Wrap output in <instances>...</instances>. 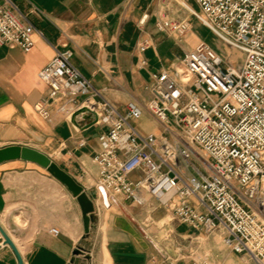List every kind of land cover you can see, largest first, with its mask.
Instances as JSON below:
<instances>
[{
  "label": "crops",
  "instance_id": "crops-1",
  "mask_svg": "<svg viewBox=\"0 0 264 264\" xmlns=\"http://www.w3.org/2000/svg\"><path fill=\"white\" fill-rule=\"evenodd\" d=\"M11 1L42 34L34 33L30 51L0 45V148L22 145L46 153L77 178L97 209L86 234L77 198L45 167L21 158L0 163V223L24 263L192 264L204 259L210 264H256L228 247L223 231L207 234L188 226L152 196L147 195L144 206L123 196L106 205L96 186L94 156L108 126L86 128L90 121L83 116L77 126L55 110L50 121L35 107L49 91L39 72L57 50L68 48L73 63L120 110L130 103L142 107L136 121L142 134L171 138L146 108L154 74L168 70L174 75L184 54L201 41H191L190 33L160 31L157 23L168 18L190 21L194 15L188 8L197 11L190 0ZM141 45L147 48L141 50ZM52 228L59 234L51 233ZM3 237L0 232V264H19Z\"/></svg>",
  "mask_w": 264,
  "mask_h": 264
},
{
  "label": "built area",
  "instance_id": "built-area-1",
  "mask_svg": "<svg viewBox=\"0 0 264 264\" xmlns=\"http://www.w3.org/2000/svg\"><path fill=\"white\" fill-rule=\"evenodd\" d=\"M195 2L200 12L189 11L242 59H225L200 42L174 75L154 74L146 108L171 138L142 134L136 126L142 107L130 103L120 110L73 63L68 48L57 50L39 72L49 91L35 107L52 121L54 110L72 119L87 106L97 113V124L108 126L94 156L106 205L123 196L144 206L152 196L180 222L207 234L223 231L228 247L264 264V0ZM7 4L0 3V45L30 51L40 31L19 6ZM157 27L185 35L191 23L168 18ZM198 151L210 173L192 160ZM50 232L59 234L57 228Z\"/></svg>",
  "mask_w": 264,
  "mask_h": 264
},
{
  "label": "water",
  "instance_id": "water-1",
  "mask_svg": "<svg viewBox=\"0 0 264 264\" xmlns=\"http://www.w3.org/2000/svg\"><path fill=\"white\" fill-rule=\"evenodd\" d=\"M79 116H83L85 120L90 121L88 124H86L85 126L86 128H89L97 124L99 119L97 113L92 111L87 106L78 109L73 114L71 121L77 126H81L77 120ZM19 158L25 161L26 160L33 161L45 167L49 173H51L59 181H61L63 184H65L68 187V189L77 198V201L79 202L80 207L82 208L81 210H82L85 233L89 234L91 232V228L94 225L93 221L97 209H96L95 201L89 195V193L84 188V186L77 180V178H74L70 173H68L62 167H60L57 162L55 163V161L50 156H48L46 153L42 152L41 150H37L35 148L29 146H22V145H11L0 148V163L8 160L19 159ZM136 224L139 225L137 222ZM0 232L2 236H4L3 237L4 244L9 245L13 249L19 260V264H25L21 254L22 252H20L19 248L17 247L15 242L11 239V237L8 235V233L1 225V223H0ZM80 251L81 249L78 248L75 254H79ZM71 264H75V261L73 260Z\"/></svg>",
  "mask_w": 264,
  "mask_h": 264
},
{
  "label": "rangeland",
  "instance_id": "rangeland-1",
  "mask_svg": "<svg viewBox=\"0 0 264 264\" xmlns=\"http://www.w3.org/2000/svg\"><path fill=\"white\" fill-rule=\"evenodd\" d=\"M190 4L193 5L198 12H200V8L195 2V0H190ZM190 13V11H189ZM191 22V28L190 31L187 33H190L191 41H196L195 43L201 41L209 46H212V48L220 55H222L225 59H235V60H241L242 55H233L231 54V48L228 46L222 39H220L216 34H214L209 28L203 25L202 21L198 18L197 15L192 16L190 19ZM234 56H237V58H234ZM206 156L202 152H196L192 155V160L196 163L197 166H199L203 171L210 173V169L206 167Z\"/></svg>",
  "mask_w": 264,
  "mask_h": 264
},
{
  "label": "bare ground",
  "instance_id": "bare-ground-1",
  "mask_svg": "<svg viewBox=\"0 0 264 264\" xmlns=\"http://www.w3.org/2000/svg\"><path fill=\"white\" fill-rule=\"evenodd\" d=\"M191 8V7H190ZM192 9V8H191ZM234 58H237V56H234Z\"/></svg>",
  "mask_w": 264,
  "mask_h": 264
}]
</instances>
